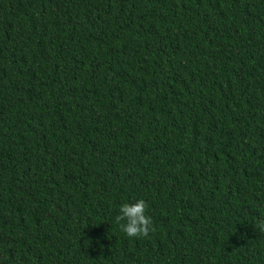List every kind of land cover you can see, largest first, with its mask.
Instances as JSON below:
<instances>
[{
    "label": "trees",
    "instance_id": "obj_1",
    "mask_svg": "<svg viewBox=\"0 0 264 264\" xmlns=\"http://www.w3.org/2000/svg\"><path fill=\"white\" fill-rule=\"evenodd\" d=\"M262 218L264 0H0V264H264Z\"/></svg>",
    "mask_w": 264,
    "mask_h": 264
},
{
    "label": "clouds",
    "instance_id": "obj_2",
    "mask_svg": "<svg viewBox=\"0 0 264 264\" xmlns=\"http://www.w3.org/2000/svg\"><path fill=\"white\" fill-rule=\"evenodd\" d=\"M147 204L143 199L135 203H123L119 208V215L115 217L120 230L129 238L148 237L154 231L153 221L146 214ZM264 232V218L255 225Z\"/></svg>",
    "mask_w": 264,
    "mask_h": 264
}]
</instances>
